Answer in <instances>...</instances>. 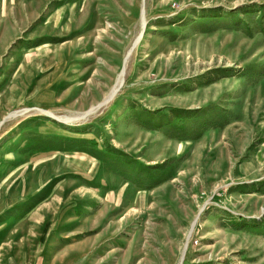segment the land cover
<instances>
[{
  "label": "rangeland",
  "instance_id": "obj_1",
  "mask_svg": "<svg viewBox=\"0 0 264 264\" xmlns=\"http://www.w3.org/2000/svg\"><path fill=\"white\" fill-rule=\"evenodd\" d=\"M0 264H264V0H0Z\"/></svg>",
  "mask_w": 264,
  "mask_h": 264
},
{
  "label": "bare ground",
  "instance_id": "obj_2",
  "mask_svg": "<svg viewBox=\"0 0 264 264\" xmlns=\"http://www.w3.org/2000/svg\"><path fill=\"white\" fill-rule=\"evenodd\" d=\"M140 19H141V26H144L146 24V17H145V10L144 9H142V11L140 12ZM139 40H140V36H138L135 39V43L138 42ZM120 81H121V78H120ZM118 83H119V81H118Z\"/></svg>",
  "mask_w": 264,
  "mask_h": 264
}]
</instances>
